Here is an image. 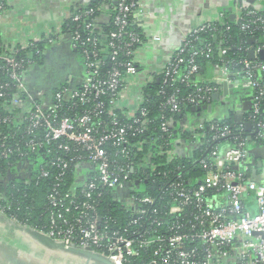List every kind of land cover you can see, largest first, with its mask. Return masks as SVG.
<instances>
[{"label":"built area","instance_id":"1","mask_svg":"<svg viewBox=\"0 0 264 264\" xmlns=\"http://www.w3.org/2000/svg\"><path fill=\"white\" fill-rule=\"evenodd\" d=\"M10 1L0 0V23ZM234 1L229 18L233 17L242 31L253 27L263 30V43L249 48L248 54L253 51L254 59L242 61L238 70L231 71L229 62L224 61L211 84L198 88V95L188 101L193 108L208 106L207 98L212 100L224 84L232 85L234 90L251 91L253 108L245 122L251 125L254 136H243L234 147L225 150L216 148L212 152L213 162H202L207 173L198 187H188L182 181L170 184L169 206L163 213L139 206L131 195L135 182L129 179V172L133 168L117 165L109 147L121 148L120 155L131 158L129 134L142 132L144 125L138 117L139 113L146 114L141 109L144 89L157 77L162 78L163 86L177 82L191 85L200 71L197 59L210 58L212 49L196 51L190 46L202 35L216 38L224 14L217 21L203 22L191 29L162 69L141 76L147 61L146 50L162 41L149 29L147 18L154 15L147 0H99L95 9L88 6L73 10L65 19L78 24L71 35L64 33V21L59 29L40 40L11 46L3 42L0 31V157L21 161L41 152L48 161L40 173L44 179L51 174L47 168L58 169L56 177L60 178L74 167L79 174L74 184L81 188L85 199L82 205L75 206L77 213L72 215V223L64 217L70 195L60 197L55 192L49 197L63 225H54L48 237L66 248L100 251L113 264H130V259L139 257L140 251L151 252L148 264H264V183L251 176L255 166L249 163V147L264 148V123L257 120L262 113L264 79L256 76L264 75V65L257 62L264 58V0ZM251 3L256 12H249ZM98 14L104 23L108 20L106 15H114V30L108 36L98 37L90 32L93 24L89 20ZM245 16L253 19L246 21ZM225 28L230 31V27ZM42 41H47L51 48L69 43L75 53L80 51L77 56L83 77L78 85L65 80L51 97L33 88L31 77L36 65L30 57L19 55ZM226 54L225 48L219 49L222 58ZM134 101L137 103L132 109ZM166 104L173 113L181 111L175 96ZM111 111H121L130 123L122 124ZM106 115L112 117L110 122L103 119ZM162 130L167 132L166 123ZM229 134L228 128L223 129L222 137ZM93 171L98 172L97 178L85 180ZM263 171L258 170V175ZM99 186L113 188L118 196L127 198L132 230L111 232L103 225L95 200L102 196L96 194ZM251 200L255 202L254 212L247 206ZM142 202L155 204L152 198Z\"/></svg>","mask_w":264,"mask_h":264},{"label":"trees","instance_id":"2","mask_svg":"<svg viewBox=\"0 0 264 264\" xmlns=\"http://www.w3.org/2000/svg\"><path fill=\"white\" fill-rule=\"evenodd\" d=\"M98 5L99 0H95L89 8L95 9ZM249 6V12H256L253 3ZM99 14L89 20L93 24V29L90 32L95 36L105 37L114 30V15H106L108 20L104 23L100 20L101 15ZM222 14L225 18L223 22L219 23L220 34L216 38L211 37L210 34L202 35L190 46L196 51L205 47L212 49L210 58L197 59L200 71L193 77L191 85L177 82L173 85L163 86L162 78L157 77L153 84L144 89L141 109H144L146 114H138L144 125L142 132L129 134L130 147L128 149L131 151V158L127 160L122 157L119 153L121 148L109 147L110 155L117 165H131L133 168L129 172V179L138 185H132L131 195L137 199L142 209L149 212L163 213L166 210L169 206L167 198L170 195V184L182 181L188 187H198L207 173L202 162L211 164L213 162L212 152L216 148L225 150L234 147L243 136H254L252 131L246 132L243 127L233 121V113H230L228 119L217 118L206 121L199 130L193 132L186 131L182 126L193 108L188 100L198 95V88H204L211 84V80L217 75L224 64L223 62H229L231 71L238 70L242 66V61L250 60L249 48L257 47L263 43V30L253 27L250 31H242L240 26L232 18H229L228 10L223 11ZM261 16H264V12L261 13ZM245 19L250 21L253 18L245 16ZM224 26L230 27V31H227ZM77 29V23L71 20L65 21L63 31L66 35H71ZM251 39L254 41L253 44L249 43ZM221 48L227 50V54L223 58L219 55ZM50 49L47 41L33 43L32 47L21 52L19 57L25 59L30 57L33 65L41 70L47 65L46 54ZM76 54L79 56L80 51H77ZM189 56L188 54L186 60L189 59ZM257 62L259 65H264V58L258 59ZM1 65L0 63V67ZM105 69L108 71L110 68L107 66ZM256 76L258 79H264V75L258 76L256 73ZM173 96L177 97L181 103L179 113H173L170 106L166 104ZM210 102L211 97H208L205 103ZM261 109L262 113L257 117V120L264 123V101ZM110 114L118 116L122 124L130 123L121 111H111ZM111 118L110 115H106L103 119L110 122ZM163 123H166V133L162 130ZM225 128L229 129L230 134L222 137ZM177 143L178 145H176ZM176 147L177 149L185 147L186 150L183 149L176 153ZM253 148L251 146L249 150ZM22 149L25 152L24 145ZM40 153L30 154L21 161L17 158L5 160L0 157V212H3V216L7 220L15 222L20 227L47 235L54 225H63V220L58 219L57 211L50 205L49 197L51 195L55 192L60 197L70 195L71 198L67 200L65 208L67 212H64V217L72 223L75 221L71 217L77 213L75 206L82 205L85 199L80 192L81 188L74 184L75 177L79 176L74 167L67 170L60 178L56 177L59 173L58 169L47 168L51 172L50 176L46 179L40 178V173L48 162ZM71 155L73 156V154ZM24 170H28L30 174H25ZM97 176L98 172L93 171L89 178H84L93 181ZM251 176H253V172H251ZM96 194L102 195L101 198L95 200L104 226L107 225L111 232L133 229L129 226L133 218L127 209L126 202L128 200L126 197H120L115 189L104 186H99ZM147 198L154 199L155 204L153 206L144 204L142 201ZM71 202L74 205L70 204ZM249 205L250 203L247 202V206ZM151 217L153 216L148 218ZM93 251L97 254L102 253L94 249ZM150 256L151 252L140 251V256L130 259V264H148Z\"/></svg>","mask_w":264,"mask_h":264},{"label":"crops","instance_id":"3","mask_svg":"<svg viewBox=\"0 0 264 264\" xmlns=\"http://www.w3.org/2000/svg\"><path fill=\"white\" fill-rule=\"evenodd\" d=\"M94 1L95 0H11L0 23L3 42L6 45L12 46L27 43L31 40H40L46 35L59 29L71 11L87 8ZM227 3L228 0H147L148 9L154 15V18H147L149 29L154 35L160 36L162 41L160 45L149 47L146 50L147 61H145V65L142 68V74H145L148 71L162 69L163 65L170 59V57H172L173 53L177 50L189 31L203 22L217 21L225 10V5ZM231 7L232 4H230V8ZM203 15H206V19ZM58 46L59 47L56 46L51 48L46 54L48 55L47 57L51 59V63L49 59L47 65L43 67V69L37 70V67H35L33 70L31 80L33 88L36 91L37 76L44 78L46 77L45 73L53 76L56 72L60 71L61 73L62 68H64L66 72H69V75L66 78L70 79L73 85H78L81 82V70L75 73L74 69L70 68L72 54V51L70 50L71 48L67 44H61ZM68 63H70L69 67L67 66ZM216 76L217 75L214 77ZM39 90L41 89L39 88ZM223 93L222 88L217 94L223 96ZM251 98V96H248L247 98L237 101L235 97H232V92L229 89L227 96L222 98V101L213 102V100H211V102L208 103V106H212L213 109L216 107L218 108L219 103L226 105V102L229 99H234L235 102L233 103V109L238 111L243 108L245 103L251 102ZM136 103L137 101L132 103V109L136 107L134 106ZM215 105L216 107H214ZM231 113L235 115L234 112ZM194 117L195 115L193 113L187 117L184 126L186 131L189 130L190 132H193L199 130L203 126L198 123V120ZM217 118L205 119L204 123ZM176 145H178V143ZM185 147L187 146L185 145ZM185 147L181 149H177L176 147V153L183 151V149L186 150ZM249 159L251 160V165L253 161L257 162L259 160L255 159L251 154H249ZM262 169H264V167ZM249 203V209L254 212L256 210L255 202L251 200ZM0 223L4 222L0 219ZM7 231L8 229L5 231L6 236L8 235ZM10 236L12 239L17 237L14 234L9 235L8 237ZM29 245L31 247L27 246L26 248H12L11 246L3 245V248H8V252L12 255L19 256L21 252L35 255L38 246L32 244ZM51 256L53 255L47 252L44 254L45 258L40 256L39 259H46L53 263L59 262L55 257L53 258ZM35 257H37V255H35ZM81 260L80 264H85L84 259Z\"/></svg>","mask_w":264,"mask_h":264},{"label":"water","instance_id":"4","mask_svg":"<svg viewBox=\"0 0 264 264\" xmlns=\"http://www.w3.org/2000/svg\"><path fill=\"white\" fill-rule=\"evenodd\" d=\"M230 4H232V7L236 4V2L233 0H228V3L225 5L226 8L224 11L228 10V12H231ZM233 20V17H232ZM253 40H250V44H253ZM70 47L69 43H65ZM71 48V47H70ZM72 52L71 58L78 59L77 54L74 52V50L71 48L70 49ZM48 56V55H47ZM264 56V55H263ZM249 58L251 60L254 59V52L250 51L249 52ZM48 60V57H47ZM79 60V59H78ZM39 70V68H37ZM62 74H63V79L58 80L55 83L57 84L56 86H59L60 84L64 83V75L65 78L69 75V72L62 68ZM82 72V71H81ZM83 77V73H82ZM64 80V81H63ZM231 90L232 92V97H235L237 101L242 100L244 98H247L248 96H251V91L247 90H234L232 85H223V96L220 94H215L212 97L213 102H218L222 101V98L227 96L228 90ZM49 97H51V93H47ZM235 102V101H234ZM228 101L226 102L227 105ZM233 104V103H232ZM223 103H219L218 108L223 107ZM253 105L252 102L245 103L242 109L240 110H235L233 109L232 112L235 113L233 117V121L237 125H244L245 131L249 132L251 131V125L248 122H245L246 120V115L249 114L252 111ZM216 110L217 108L213 109L212 106H207L202 104L200 107H194L191 109V113L195 115V119L198 120V123L201 125L204 124V120L210 119V118H217L216 117ZM224 115V116H223ZM219 115V119H228L230 118V112L226 111L225 114ZM197 123V122H196ZM186 122L182 123V126L184 127ZM250 154L254 156L255 159H259L257 162L253 161L252 166H255L256 169L253 171V178L257 182L264 183V171L262 172L261 175H258V170L264 167V148H256L250 151ZM134 185H138V183H135ZM131 187V185H130ZM0 219L4 223H0V229L6 231L8 229V233L14 234L21 239L27 244H32V245H37L38 248L36 249L35 255L21 252L19 256L17 255H12L6 248H3V245H6L2 240H0V257L3 259L4 264H80L81 259H84L85 264H113L110 262L108 259L105 257L94 253L91 249H78L75 247L71 248H66L63 243L57 242L53 240L52 238L48 237L45 234L38 233L34 230H29L27 228H23L18 226L15 222L7 220L2 213H0ZM1 236V235H0ZM8 246V245H6ZM31 247V246H30ZM26 248V246H24ZM51 253L57 259L59 262L53 263L51 261H47L46 259H39V257L43 256L46 253ZM45 258V257H44ZM74 260H77L78 263H75ZM63 260V261H60Z\"/></svg>","mask_w":264,"mask_h":264},{"label":"flooded vegetation","instance_id":"5","mask_svg":"<svg viewBox=\"0 0 264 264\" xmlns=\"http://www.w3.org/2000/svg\"><path fill=\"white\" fill-rule=\"evenodd\" d=\"M57 47H59V46H57ZM69 55H70V53H69ZM49 59L50 58H48V60ZM50 63H51V59H50ZM67 66L69 67L70 63H68ZM59 73H60V71L53 74V76H51V74L45 73L46 77H44V78H40L39 76H37V88L38 89L40 88L41 90L45 91L46 93L53 94L54 91L56 90V88L58 87V86H56L57 84L55 82L60 80V79H63L62 72H61L62 76H59ZM64 79H65V75H64ZM47 80H49V81H47ZM232 103H234V99L233 100L229 99L227 105H224L223 107H220L219 109L216 107L217 108L216 117H218V115L225 114L226 111H229L231 113L233 110V104Z\"/></svg>","mask_w":264,"mask_h":264},{"label":"rangeland","instance_id":"6","mask_svg":"<svg viewBox=\"0 0 264 264\" xmlns=\"http://www.w3.org/2000/svg\"><path fill=\"white\" fill-rule=\"evenodd\" d=\"M206 15H207V13H206ZM206 15H203V17L206 19ZM70 62H71V66H70V68L71 69H74V72L75 73H77V72H79V70H81L82 69V65H81V62L78 60V59H75V58H71V60H70ZM142 75V73L139 75V76H141ZM59 76H62V74L61 73H59ZM66 79V81H68V79L67 78H65ZM60 80H62V79H60ZM0 240H2V242H4L6 245H8V246H11L12 248H17V247H22V248H24V246H28V247H30V245L27 243H25L24 241H23V239H21L20 237H16V238H14V239H12L11 238V236L10 237H8L9 235H12L11 233H8V235L6 236V234H5V231L4 230H2V229H0ZM33 244V243H32ZM6 249H8V248H6ZM36 253V252H35ZM75 263H78V261L77 260H73ZM4 261H3V259H1V257H0V264H4L3 263Z\"/></svg>","mask_w":264,"mask_h":264}]
</instances>
